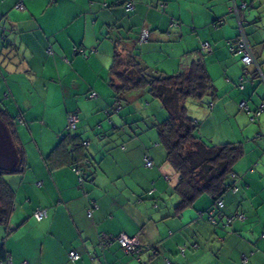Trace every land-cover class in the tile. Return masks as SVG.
Returning <instances> with one entry per match:
<instances>
[{
	"label": "crops",
	"instance_id": "0c3cea01",
	"mask_svg": "<svg viewBox=\"0 0 264 264\" xmlns=\"http://www.w3.org/2000/svg\"><path fill=\"white\" fill-rule=\"evenodd\" d=\"M116 1L21 0L23 10H18L17 0H0V93L3 91L2 101L8 103L0 108L14 119L15 129L11 138L0 121V153L5 156V167L0 170L6 172L5 181L15 192L7 223L12 233L4 242L9 259L12 264H242L244 260L246 264H264V118L255 116L264 104V90L255 82L261 79L252 75L257 65L264 70V0H235L238 9L246 6L239 11V18L255 59L254 67L246 71L236 59L229 62L225 49L226 42L239 35L238 19L234 12L229 14L232 0H153V6L165 4V15L142 2L134 8L133 18L139 19L145 10L147 19L152 15L151 29L162 30L161 24L168 21L170 30L188 34L187 29H191L198 37L197 46L203 42L211 45V63L229 64L224 67L223 89H216V100L223 102L214 104L215 100L202 122L214 116L230 118V131L214 135L202 127L199 131L206 142L241 144L244 151L233 168L236 191L223 196V218L215 226L204 220L212 206L210 198H200L180 215L174 214L179 202L174 191L178 176L165 154L154 148L161 145L153 130L158 121L152 116L148 115L144 129L132 130L129 141L120 147V143L108 149L100 147L109 129L99 121L93 125L92 120L112 106L109 68L106 81L100 74V81L86 83L92 90L88 94L86 84L79 79V68L98 59L85 53L87 48L100 51L103 40L111 42L113 54L112 39L129 38L126 47L135 51L132 12L126 14L121 7L102 8ZM182 10L187 11L189 22L182 20ZM121 21L123 25H119ZM173 23L178 24L176 28ZM124 26L130 27L126 30ZM75 48L85 56L76 54ZM207 71L212 79L208 66ZM241 79L242 89L238 87ZM91 92L97 94L95 99L88 98ZM83 93L94 102L86 103ZM241 102L247 109L239 108ZM71 112L78 114L76 134L88 141L91 159L92 171L86 170L88 176L82 183L73 169L49 171L44 162ZM252 116L256 118L253 121ZM122 124L120 121L116 127ZM35 130L41 132L39 140L33 137ZM92 133L99 136L96 143L88 138ZM14 144L24 150L22 173H12L18 163ZM27 144H32L30 151ZM144 157L153 163L151 168L144 166ZM37 209L47 211L41 222L33 218ZM118 235L139 240L145 248L140 260L127 255L117 242L108 241ZM70 252L79 259L71 261Z\"/></svg>",
	"mask_w": 264,
	"mask_h": 264
},
{
	"label": "trees",
	"instance_id": "16d2710c",
	"mask_svg": "<svg viewBox=\"0 0 264 264\" xmlns=\"http://www.w3.org/2000/svg\"><path fill=\"white\" fill-rule=\"evenodd\" d=\"M133 1L134 0H118L111 6L104 4L102 8L109 9L110 7H121L127 14L135 8ZM19 2H21V0H17V4ZM231 6L229 14L234 12V15L238 19L237 27L239 35L235 39L227 41L226 47L230 54L237 55L240 58V63L246 71L253 65L245 67L241 61L242 54L236 52V46L241 39L244 40L254 58L247 38L242 30V20L239 18V11L244 10L246 6L242 5V7L238 9L235 0H232ZM150 8L163 13L165 4L158 2L155 6H150ZM219 21L222 20H218L217 22ZM174 24L175 23H173V25ZM216 24L217 23H214L213 26H216ZM129 41H131L129 38L123 39L116 37L112 39L113 54L111 66L109 68L108 85L112 91L115 105L105 109L104 113L106 117L110 118L113 113L117 114L120 111V101L125 94L144 88L147 89L150 97L158 100L167 114V118L154 124L153 128L157 132L159 144L165 150L166 162L178 176V184L174 191L179 197V202L174 208V214L176 216L180 215L184 210L191 208L203 195L211 199L212 208L217 201H222L223 196L227 192L236 191L233 168L244 155L241 144L223 143L216 145L204 141L197 133L198 122L188 115V110L186 108L187 101L191 100L199 104H204L206 102V105L210 107L217 99L216 88L207 71L204 59L206 54L212 52V49L210 52L204 51L202 45L209 43H201L200 49L193 51L194 53L191 52L194 54V57L188 65L170 76L159 71L154 72L150 70L148 66L140 62L134 53V48L128 49L126 47L125 42L128 43ZM75 50L80 51L81 49L75 48ZM79 55L85 56L84 53ZM122 57L126 58L124 65ZM123 66L124 68L121 69ZM253 69L252 75L260 78L264 83L259 76L258 69L261 70L263 74L264 70L260 68V66L258 67V65ZM242 82L243 79H241L238 84L240 89H242ZM92 94L95 96L92 97ZM96 97L97 94L94 92L88 95L89 99H95ZM240 109H247L246 105L245 108ZM263 112L264 104L255 112V116L258 117ZM75 114L78 117V114ZM68 115L69 113L67 116ZM255 119V117H251V121ZM0 121L6 126L11 138H13L15 133L14 119L2 108H0ZM73 131L74 130H69L67 125L65 126L63 134L59 136L57 144L50 153L45 156L44 162L49 171L68 167L73 169L74 172L78 171V179L80 177L84 179L88 176L84 168L91 165V159L87 152L88 141H84L76 132L72 133ZM14 140L12 139L13 142H15ZM14 147L18 163L16 168L12 170V173H22L25 169L24 150L21 145L17 146L14 144ZM5 173L4 170H0V225L7 227V223L14 208L15 192L5 181ZM221 212L222 210L218 212V215L222 219L223 215ZM206 217L207 223L212 226H215L220 221L219 218L216 217V224L213 225L209 221L208 216ZM116 237L117 236L113 238ZM108 241L110 242V237ZM143 253H141L138 260H140ZM132 257L135 258V256ZM8 260L9 253L6 251L4 244H1L0 264H8Z\"/></svg>",
	"mask_w": 264,
	"mask_h": 264
},
{
	"label": "rangeland",
	"instance_id": "374dc122",
	"mask_svg": "<svg viewBox=\"0 0 264 264\" xmlns=\"http://www.w3.org/2000/svg\"><path fill=\"white\" fill-rule=\"evenodd\" d=\"M133 2H134V4L142 2L145 5L152 6V7H153V5H151V4L155 3V2H153V0H134ZM145 11H142L141 13H139V19H136L135 18L136 16L133 18L134 10L131 11L132 13L130 16V21L132 20V26L136 25V27L134 28V31H135L134 34H136V38H135L136 43L134 42L136 44V46H135L134 53L136 54L138 60L140 62L144 63L146 66H148V68H150V70H153L154 72L159 71V72L165 73L166 75L171 76V75H173V73H175L179 69L184 68L183 65L185 64L186 60L190 61L191 59H193V57H194L193 51L200 49V46H197V44H196V40L198 41V37H196L195 33L191 32V29H187L188 34L186 33L185 30H183V34L180 33V31L175 30V29L170 30L172 28L170 26V23H171L170 21H168L167 23L165 22V23L161 24L163 27L162 30L151 29V23L153 22V17L151 15V17L149 19H147ZM155 12H157V11L155 10ZM157 13L160 15L166 14V12H163V13L157 12ZM181 16H182V20H185L187 22L190 21V18L187 14V11L182 10ZM123 24H124V22L121 21L119 25H123ZM175 25H176V23L174 24V26ZM124 27L126 28V30H128L130 26H127V27L124 26ZM143 27L145 29H147V31H150V38H149L148 42L140 43L139 42L140 33H141L140 28H143ZM175 28H176V26H175ZM105 33H106V31H104L102 34H105ZM87 39H88V37H87ZM109 44H110V47H109ZM101 45H102L101 49L97 53L91 52L90 48H87V50H86V53H85L86 56L87 55H89V56L93 55L95 57L97 56L98 59L94 60L95 63L93 62V64L91 66L84 65L82 68H79L80 69L79 70V79L82 80L85 84L91 83V82H98V80L100 81V78H101V76H99L100 74L105 75V81L107 79V69L110 68L111 62H112V45H111V42L109 40H103L101 42ZM198 45H201V43L200 44L198 43ZM225 49H226V52L229 56V58H228L229 62L231 61V59H236L237 62L240 63V58L237 55L230 54L226 47H225ZM191 52H193V53H191ZM77 58L79 60L83 61L84 63L87 62L86 61L87 59H84L81 56H78ZM204 59H205L207 66L210 68L211 76H212V80L214 82L215 88L216 89H223V87H224V85H223L224 77L223 76H224V72L226 71V69L224 67H226L229 64H223L224 65L223 66L217 62L211 63V61L213 60L211 54H206ZM122 60H123V65H124L125 64L124 61H126V58L122 57ZM231 67H232V69L236 68L234 65H232ZM242 67L243 66L241 65L240 68H242ZM123 68H124V66L121 67V69H123ZM127 70H128V68H127ZM241 74H242V71H241ZM98 77H100V78H98ZM255 82H256L257 87L264 90V83L262 81H260L259 79H256ZM86 87H87L86 92L88 94V91H92V90H89L87 84H86ZM108 88H109V86H108ZM95 92L98 94L97 91H95ZM219 93H221V92H219ZM85 94L86 93H83L82 97H84L83 99L86 103L94 102L93 100L85 99V96H84ZM4 95L5 94L2 91L0 93V107H3V106L5 107V105L8 104L7 102L2 101V100H4L3 99ZM219 96H220V94H219ZM21 102L24 103L23 101H21ZM111 102H112L111 105H115L114 98L111 99ZM217 102L220 103V102H223V100H221V101H220V99L216 100L214 104H216ZM54 104L56 105V101L54 102ZM120 106H121L120 111L117 114L113 113L110 116V118L106 117V115H104V112L102 111V112H98L101 116L99 118H97L96 121L92 120L94 123L93 125L98 124V121H99L103 125L104 128L107 127V129H109V131L107 132L109 134L107 135V137L104 140H102L103 144H101V146H100L102 148L108 149L109 147H111L114 144L118 145V143H120L118 145V147H120L121 144L126 142V140L129 141V136L131 135L132 130L136 131V129L137 130L144 129L143 127L146 125L145 120H147L148 115L152 116L153 120L156 119V121H158V122H161L167 118L166 112L162 108L160 102L158 100L152 99L150 97V95L148 94L147 89H145V88L140 89L138 91H133V92H130L128 94H125L123 99H121V101H120ZM186 108L188 110V115L192 119H194L195 121L198 122L197 123L198 124V129H197L198 134H199L201 127H202V130L206 131L209 135H214L215 133H221L222 131H226V132L230 131V125H231L230 122L233 123V120L230 118H219V119H217L214 116V118L212 120H210V121L206 120V122L203 124L202 120L205 118V115L209 112V109H210V107H208L206 105V102L204 104H199L197 102L189 100L186 102ZM145 110H147L146 113L144 112ZM15 113H17V112H15ZM119 113H121V115H119ZM260 116H261V118L262 117L264 118V112L261 113ZM123 117L125 118V122H124ZM200 117H203V118L200 119ZM93 119H95V118H93ZM110 119L114 120L116 125L119 124L120 121L122 123H125V124L124 125L122 124V126L116 127V125L112 124L109 121ZM257 122L258 121L255 122V126L258 124ZM39 123L40 122H38V124ZM66 125H67V123H66ZM150 127H151V125H148L147 129H150ZM153 130H155V129H153ZM75 132H76V130H74L72 133H75ZM137 133L139 135V132H137ZM40 134H41V132L39 130H35L33 132V137L36 140H39ZM97 137H99V136H97ZM97 137L95 136V134L92 133V138L91 137H88V138L90 141H92L91 143H93V142L96 143ZM0 140H1V136H0ZM32 144H27V148L29 151L31 149ZM154 148H159L161 150V152L165 154V150L163 149L162 146L158 145V147H154ZM115 149H117V148H115ZM115 149H113L112 151H115ZM0 154H2V155H0V167H5L2 164L5 156L3 155V153H0ZM86 170H88L90 172V171H92V168L90 166H88V168ZM158 171H160V170H158ZM228 194H229V192H227V194L225 196H228ZM200 198L207 199L208 196L203 195ZM200 198L195 203L199 202ZM191 210L194 214H196V211L194 209H191ZM206 216H207V214H206ZM206 219H207V217L204 220H206ZM206 223H207V221H206ZM1 229L3 232V236L0 239V245L2 244V242L4 244V242H6L7 238L12 233L11 232L12 229L9 228L8 226L6 227V226L2 225Z\"/></svg>",
	"mask_w": 264,
	"mask_h": 264
},
{
	"label": "built area",
	"instance_id": "2783aa9c",
	"mask_svg": "<svg viewBox=\"0 0 264 264\" xmlns=\"http://www.w3.org/2000/svg\"><path fill=\"white\" fill-rule=\"evenodd\" d=\"M16 8L18 10H23V5L21 2H19L16 5ZM150 38L149 32L147 30H142L140 33V43H145L148 42ZM202 49L206 52H210L211 48L209 44H203L202 45ZM236 52L237 53H241L242 54V58L241 61L244 64L245 67H250V66H254L255 65V60L252 56V54L250 53L247 45L245 44L244 40H239L238 44L236 46ZM75 53L78 54H83V51H77L75 50ZM259 72V76L262 78V80L264 81V74L261 70L258 69ZM95 95L92 94V97H94ZM240 108H245V103H240L239 104ZM78 123V117L75 113H70L67 116V128L69 130H75L76 129V125ZM152 162L148 157L144 158V166L146 168H151L152 167ZM77 175H79L78 171L75 172ZM79 183H82V178L80 177L79 179ZM150 194V193H149ZM223 208V203L221 200L217 201V203L210 208V210L208 211V218L209 221L215 225L216 224V217L220 218V216L218 215V212H220ZM88 216L90 217V213L88 212ZM33 217L35 219L36 222H41L42 220H44L47 217V211L44 209H37L34 214ZM237 218H243V216H236ZM110 241H115L118 243V245L124 250V252L127 255H132L135 256L136 259H139L141 253H143L145 251V248L140 244L139 240L136 237L130 238L124 235H119L116 238H111L110 237ZM181 252H183V248L180 250ZM69 259L73 262L77 261L79 259V256L74 253V252H70L68 255ZM8 264H12L11 260H8ZM20 264H28L27 262H21ZM242 264H246V260H244L242 262Z\"/></svg>",
	"mask_w": 264,
	"mask_h": 264
}]
</instances>
